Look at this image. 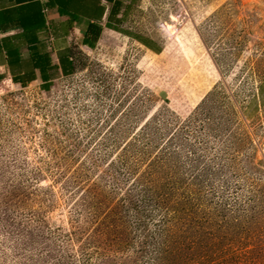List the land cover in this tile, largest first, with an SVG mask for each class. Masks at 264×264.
Segmentation results:
<instances>
[{"label":"rangeland","instance_id":"rangeland-1","mask_svg":"<svg viewBox=\"0 0 264 264\" xmlns=\"http://www.w3.org/2000/svg\"><path fill=\"white\" fill-rule=\"evenodd\" d=\"M49 90L0 82V264H264V0H140Z\"/></svg>","mask_w":264,"mask_h":264},{"label":"crops","instance_id":"crops-1","mask_svg":"<svg viewBox=\"0 0 264 264\" xmlns=\"http://www.w3.org/2000/svg\"><path fill=\"white\" fill-rule=\"evenodd\" d=\"M139 1L0 0V82L47 86L72 75L63 70L76 71L75 49H93L107 35L128 37L160 53L154 38L133 30Z\"/></svg>","mask_w":264,"mask_h":264},{"label":"trees","instance_id":"trees-1","mask_svg":"<svg viewBox=\"0 0 264 264\" xmlns=\"http://www.w3.org/2000/svg\"><path fill=\"white\" fill-rule=\"evenodd\" d=\"M72 70H73V69H72ZM74 72H75V71L65 72V71L63 70V74H64V75L73 74ZM51 86H52V82H50L49 84H47V86L42 87V89H44V90H49V89L51 88Z\"/></svg>","mask_w":264,"mask_h":264}]
</instances>
